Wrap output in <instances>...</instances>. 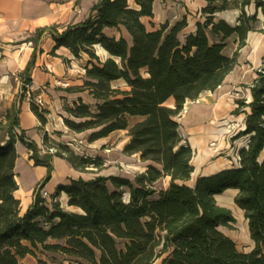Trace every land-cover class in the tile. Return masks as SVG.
Returning a JSON list of instances; mask_svg holds the SVG:
<instances>
[{"label": "trees", "instance_id": "obj_1", "mask_svg": "<svg viewBox=\"0 0 264 264\" xmlns=\"http://www.w3.org/2000/svg\"><path fill=\"white\" fill-rule=\"evenodd\" d=\"M131 1L98 0L83 21L60 32L52 26L51 53L65 47L74 57L84 53L90 58L83 84L67 91L86 92L95 100V109L81 98L66 107L68 114L81 119H65L70 130H93L90 141L126 130L129 141L123 152L139 154L141 161L148 162L147 168L134 177V183L119 176L70 179L56 187L48 203L39 191L51 177L52 157L64 158L80 170L97 162L47 132L42 134L40 156L37 144L24 130H17L18 109L13 103L4 127L0 123L6 134L0 142V264H23L21 259L35 256L39 249L74 257L72 264H152L163 254L161 264H264V57L249 85L252 100L242 131L249 138L247 147L239 151L238 167L198 176L193 186L187 185L193 171L192 149L182 142L176 120L186 100L215 90L233 69L256 20L245 7L253 2L264 15V0H205L203 23L197 22L195 32L183 39L178 34L186 26L185 18L170 28L165 23L148 30L141 18L153 16L154 0ZM233 7L240 10L234 26L214 21L215 12ZM105 28L116 29L118 36L106 34ZM44 31L37 29L30 38L34 46ZM232 34L238 37L237 47L225 56L222 50ZM97 45L107 52L103 61L95 53ZM34 55L35 50L24 72ZM27 78L22 84L25 92L30 83ZM119 79L125 89L111 86ZM33 96L30 109L44 125L45 110L33 102ZM237 104L240 108L245 102L238 99ZM133 116L141 119L132 123ZM15 141L32 151L29 158L34 165L46 167V175L32 192V203L21 215L14 195L18 188ZM48 148L55 151L50 153ZM163 176L170 177L169 185L153 198L152 185ZM123 188H127V198ZM229 188L237 190L233 201L243 211L253 241L248 252L239 251L235 241L219 229L236 221L228 208L215 201V195ZM61 192L75 211L55 200ZM36 264L46 262L37 259Z\"/></svg>", "mask_w": 264, "mask_h": 264}, {"label": "crops", "instance_id": "obj_2", "mask_svg": "<svg viewBox=\"0 0 264 264\" xmlns=\"http://www.w3.org/2000/svg\"><path fill=\"white\" fill-rule=\"evenodd\" d=\"M97 1L0 0V123L4 127L7 110L15 103V107L18 109L19 126L17 130H24L25 135L37 144L40 149L39 153L43 152L41 144L43 132H47L52 139L62 142L63 140L59 139L61 129L57 128L59 125L55 123L50 130V120H47L44 125H40L39 120L30 109L27 92L32 95L41 94L43 96V91L39 90L42 82L35 79L30 80L31 91L27 88L26 95H22L18 75L29 77L31 72L35 75L34 72L40 70L37 65L38 57H42L48 51H51L54 45L52 26H57L60 32L67 25L83 21L90 15L91 7ZM205 4V0H154L152 2L153 16L142 17L141 21L148 30H155L165 23L170 28L176 22L185 18L186 26L178 34L179 38L182 34L183 36L180 39H183L187 34L195 32L197 22L203 23L205 16L201 14V8ZM245 11L248 15L255 14L256 20L252 24V29L246 34L244 45L238 50L236 64L233 69L215 90L201 93L196 100H186L184 110L176 116L182 142L188 144L192 149L190 163L193 166V171L190 178L185 182L189 186L194 185L198 176H207L224 169L238 167L239 151L247 147L249 135L242 134V131L245 129V116L250 112V107L247 104L252 100L249 85L255 78L256 70L260 67L264 57V15L253 2L245 7ZM239 15L240 10L233 7L215 12L213 19L215 22L224 20L229 25L234 26ZM191 22L193 25L190 27ZM41 28H44L45 31L38 39L36 46H34L30 38L34 36L37 29ZM107 29L112 28H105V33ZM29 41L32 44H28ZM237 41L236 34L228 37L222 50L225 56L233 54L237 47ZM34 50L33 61L27 72H24ZM54 53H56L54 56L47 54L44 60L45 65L49 67L48 69L53 74H44L50 76V80L58 75L69 79L71 69L62 60L71 61L75 57L65 47L55 49ZM81 57L82 55L78 58L82 60ZM75 85H81V83L74 84L72 82V86ZM72 86L69 85L68 87ZM68 87L56 86L54 90L56 89L59 97H64L67 99L66 102L72 104L78 98H82L80 94L83 92H69L67 91ZM238 99H243L245 105L239 108ZM45 102L49 103L48 100ZM54 103L57 104L56 101ZM45 108L49 112L50 106ZM48 116H51V112L48 113ZM140 119V117L133 116L130 117V122L133 123ZM230 121H235L240 126L235 134L227 136L223 124ZM120 131L125 134L121 151L124 155H127L123 152L124 146L129 141L126 135L127 131ZM5 136L3 130L2 135H0V142L5 140ZM14 148L17 153L14 172L18 184L14 195L20 202L19 213L21 215L32 203V192L46 175V167L34 165L33 159L28 156V149L19 141L14 142ZM130 156L140 159L137 153ZM142 162L145 163V167L140 172H144L148 164L147 161ZM51 164V177L44 186V189L51 195L58 185L67 184L70 179L79 178V173L83 172V170L73 167L66 159L58 156L52 157ZM166 177L170 179L169 176ZM227 190L232 191L234 195L237 192L236 189L232 188L225 191ZM221 194L215 195V199L217 200ZM57 198L62 208H70L67 205L68 197L64 192H61Z\"/></svg>", "mask_w": 264, "mask_h": 264}, {"label": "rangeland", "instance_id": "obj_3", "mask_svg": "<svg viewBox=\"0 0 264 264\" xmlns=\"http://www.w3.org/2000/svg\"><path fill=\"white\" fill-rule=\"evenodd\" d=\"M129 3L132 4V1L129 0ZM190 18V17H189ZM191 20V19H190ZM193 25V23H190V27ZM123 35L128 38V35L125 31H123ZM106 33L108 35H116L118 36V31L116 29H107ZM182 34H180V38H182ZM95 53L98 55L99 59L103 61L107 57V53L103 52L98 46H95ZM49 54L50 56L56 55V53H51V51H48L45 55L42 57L39 56L37 59V65L40 68L39 71H35V75L32 74V72L29 74V78L32 81L33 79L39 80L41 83L39 90L43 91V100H48L49 103H45V106L42 107L43 110H45V117L46 122L47 120H50V130L51 126L55 125L57 123L59 125L61 131L59 132V139L63 140L64 143L72 142L77 143V148L72 149L76 153L83 154L84 156L96 160V164H91L83 169V172L79 173V176L84 179H90L94 178L96 176H119L122 178H126L134 183V177L140 173V171L143 170L145 167V163L142 162L138 157L135 156H127L124 155L121 151V144L123 143L125 139V134L120 131H114L107 135L106 137L98 138L94 141L88 140L89 133L93 130H85L80 133H74L70 131L69 125L66 123L65 119L72 120L75 122L81 121V119L75 118L68 114L66 112V107L72 106L73 104L70 102H66L67 99L64 97H59L58 92H56V89L54 90V87L61 85H58V80L66 79L70 83V86H72V82L74 84H78L79 82L81 85L83 84L85 80V65L88 64L90 58L87 54L82 53V57L80 60L78 57H75L71 61L62 60L63 63H67V66L71 69L70 77L65 78L63 76H54L50 80V76H46L44 73H52L51 70H49L48 66L45 65L44 60L45 56ZM93 63L97 64L96 60L92 61ZM47 66V67H46ZM52 69V68H51ZM50 71V72H49ZM18 80L20 81V86L22 89L23 82H27L28 78L24 77L23 75H18ZM50 80V81H49ZM30 81V82H31ZM71 81V82H70ZM50 82V83H47ZM81 85H75L68 88H77ZM112 87H120L122 89H125L123 80L119 79L116 81L111 82ZM31 91L30 84L27 85V87ZM63 88V87H62ZM40 93V92H38ZM63 93V92H62ZM22 95H26V92L22 90ZM65 95V93H63ZM82 96L83 102L90 105L91 109L94 110V104L95 100H93L91 97L88 96L86 92H83L80 94ZM46 96V98H45ZM66 96V95H65ZM69 96V95H68ZM76 96V95H73ZM46 99V100H45ZM54 101L57 102V104L54 103ZM46 106H50L49 112H51V116H48V111ZM184 107V106H183ZM183 110V108H182ZM65 126V127H64ZM240 124L237 122H224L223 127L225 128L226 135L235 134L236 131L239 129ZM64 130V131H63ZM0 135H2V128H0ZM57 138V137H55ZM70 147V146H68ZM71 148V147H70ZM43 152L39 153L41 156ZM169 178L166 176L161 177L156 182L153 183V188L156 190V193L154 194L153 198L157 197V194L159 191L165 189L169 185ZM191 183V181H190ZM106 185L109 189H112L113 186L110 182V180L106 181ZM124 193L123 196L128 193L127 188H123ZM51 195V194H50ZM234 193L232 191H225L223 192L219 198L215 201L218 205L226 207L230 210L231 214L235 218V222L231 223L228 226H220L219 229L228 235L230 238H232L237 246V249L241 252H248L253 247V241L249 237V231L247 226V221L243 216V211L238 208L234 201ZM53 200V197L51 196L46 201L49 203ZM55 200H59L57 197ZM67 210L75 211L74 208L70 207ZM55 242V241H52ZM58 243H62L61 241H56ZM122 243L118 242V247L122 248ZM35 256L33 255H26L25 259H21L20 261L23 264H36L37 259H40L42 261H45L46 264H72L75 263V258L68 256L66 254H63L61 252H53V251H44L42 249L35 250ZM166 254H163L162 257L157 258L152 262V264H161L162 258Z\"/></svg>", "mask_w": 264, "mask_h": 264}, {"label": "built area", "instance_id": "obj_4", "mask_svg": "<svg viewBox=\"0 0 264 264\" xmlns=\"http://www.w3.org/2000/svg\"><path fill=\"white\" fill-rule=\"evenodd\" d=\"M28 44H32L30 41L28 42ZM58 85H61L63 88H65V87H68L70 84H69V82H68V80H66V79H61V80H58ZM27 94H28V98L30 97V94H29V92H27ZM32 100H33V102L38 106V107H40V108H42V107H44L45 106V101L43 100V98H42V95L41 94H38V95H34L33 97H32ZM183 110H184V107H183ZM182 111V110H181ZM68 146H70L69 148L72 150V149H76L77 148V143H72V142H69V143H66ZM43 149V148H42ZM78 149V148H77ZM48 151L50 152V153H53L54 151H55V149L54 148H48ZM43 152H44V149H43ZM32 154V151L31 150H28V156H30ZM40 195H41V197H43V198H45V199H48V198H50L51 197V195L44 189V188H42V189H40Z\"/></svg>", "mask_w": 264, "mask_h": 264}, {"label": "bare ground", "instance_id": "obj_5", "mask_svg": "<svg viewBox=\"0 0 264 264\" xmlns=\"http://www.w3.org/2000/svg\"><path fill=\"white\" fill-rule=\"evenodd\" d=\"M103 52H105V53H107L104 49H102L99 45H97ZM127 194H126V196H125V198H127Z\"/></svg>", "mask_w": 264, "mask_h": 264}]
</instances>
